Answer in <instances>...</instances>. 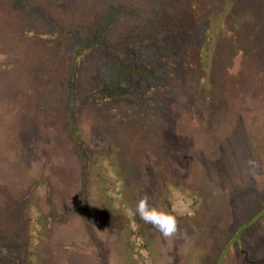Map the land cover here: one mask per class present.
<instances>
[{"label":"rangeland","instance_id":"obj_1","mask_svg":"<svg viewBox=\"0 0 264 264\" xmlns=\"http://www.w3.org/2000/svg\"><path fill=\"white\" fill-rule=\"evenodd\" d=\"M261 6L258 0H0V164L9 166L0 173L8 179L0 191V232L10 228L14 238L0 239V264H189L184 249L201 233L197 264H264ZM117 14L126 28L138 26L115 34ZM187 28L198 48L184 62L179 55L187 48H176ZM160 33L168 39L160 42ZM105 42L125 53L120 84L81 62L67 84L74 96L67 105L61 85L80 58L97 59V45ZM96 99L113 122L93 114ZM74 106L76 122L61 112ZM32 134L39 139L35 156L52 152L45 168L33 172L37 186L27 198L28 173L5 164L3 151L11 144L18 150ZM145 197L175 217L172 236L128 214ZM29 202L38 211L29 213ZM49 208L62 217L45 215ZM37 243V258L28 260Z\"/></svg>","mask_w":264,"mask_h":264},{"label":"trees","instance_id":"obj_2","mask_svg":"<svg viewBox=\"0 0 264 264\" xmlns=\"http://www.w3.org/2000/svg\"><path fill=\"white\" fill-rule=\"evenodd\" d=\"M258 2L261 3L262 6L260 8L264 11V0H258ZM97 3L98 2H96V4ZM117 19L118 20H115V21L113 20L114 23H115L114 24L115 25L114 26L115 30L113 29V32L115 34H116V32H120V31H122L124 29L133 30V29L136 28V26H138L137 25V22L138 21H135L134 25L131 24V22H130V24L132 25V27L128 25L131 28H126L128 23L126 21V18H123V15H121V14H117ZM30 20H34V19H30ZM187 30H188V28L185 29L184 35H183V33H180L181 35L184 36V40L182 38H180L179 40H181V41L179 43H180L181 46L176 48L177 52L178 51H181L182 52L185 48H187V49L184 50V53H180V55H179V58L182 61L184 60V62L186 61V58L188 57L186 53L189 54L191 52L192 54H194V51L196 52L197 51V48H198V44H196L198 41L196 42V40L193 39L192 42H191L189 40L190 37H191L190 35H194V34L191 31H188V33H187ZM173 33L179 34V30H177L176 32L173 31ZM27 34H29L30 36H33V35H31L32 33H31L30 29H28V33ZM39 34H43V33H38L37 35H39ZM188 34H189V36H188ZM168 35L169 34L166 35V34H161L160 33V35L158 36V38L159 37L162 38L160 42H162L163 40H167L168 39ZM173 36H174V38H176L175 35H172V37ZM48 37H50V36L47 35V34H45V38L44 39H47ZM59 37H60V35H58L57 37H54V38L51 37V40L59 39ZM132 37H134V36L132 35L131 38ZM193 37L194 36H192V38ZM117 39L119 40V37L118 36H117ZM117 39H115V40H117ZM196 39H197V37H196ZM37 40L40 43H43V44L45 43L44 41L42 42V39L41 40L40 39H37ZM109 43L105 42V43H103L101 45H97V47L100 49V52H102L101 55H98L97 59L91 60V58L88 56V54H86L84 56L86 58V60H84V57L83 58H80L79 59L80 60L79 63L77 62L76 67H75V74L73 72L72 75L70 76L71 78L68 77L67 79H65L64 84H62L61 86L62 87L65 86L63 88H65V92H66V102H67V105H70L72 103L73 98H74V96L73 97L72 96H69V94L71 95L72 92L71 93H67V84H70V83L73 82L74 75L76 77L78 76V73L81 70V67H80V63L81 62L83 63L84 61H86L90 65L89 67L92 66V71L94 72V74H96V75H100V73L101 74H106L110 78H113L115 80L114 81L115 82L114 84H117V83L120 84V80L119 79H116V77L118 78L119 75H120V72H122V69L120 68V65L124 61L123 55L125 53L124 52H120V49H121L120 47L114 46L111 43L110 44ZM40 45H42V44H40ZM89 47L90 46L86 47V49H88ZM112 48H114L115 52L113 51ZM88 50L90 51V48ZM188 58L190 59L191 57H188ZM206 58L208 59L209 56H207ZM60 60H61L62 63L64 62L65 65L67 66V64H66L67 60L64 61L63 58H60ZM262 61L263 62H260L259 63V67H261V69H262L261 72L264 70V60H262ZM262 75H264V71H263V74ZM263 78H264V76H263ZM66 82H68V83H66ZM88 83L89 82L86 81V84H88ZM96 84H97V82L95 83V86H97ZM89 86H90V83H89ZM59 97L63 98V96L60 95V96L57 97V100L60 99ZM92 99L94 100V98H92ZM60 102L61 101H59L58 103H60ZM87 102L88 101H86V100L81 101V103L83 105H85ZM100 102L101 101H98L97 100L93 104L96 107V108H93L94 109L93 114H95V116H98L101 119V121H104V122L105 121H112L113 122L114 121L113 116L109 115V113L107 112L108 106L106 104H102ZM56 104H57V102H56ZM77 111L78 110H77V108L75 106H74V108L72 107V109H69V110L68 109H61V112L64 113L65 118H67V120H68V118H71V121H73L76 117H78L79 113ZM75 122H76V119H75ZM67 123H69V122L67 121ZM76 125H77V123H76ZM41 126H42V121H38V123L35 126V130L37 129V130L40 131V127ZM71 127H74L75 128V126H71ZM35 133L37 135H39L37 132H35ZM38 140L39 139H37L36 137H34L33 134H32L30 136V138H28V140H26L27 143L25 142L20 147H17L18 150H15V148H14V146L12 144H11L10 150H4L3 149L4 150L3 152L5 153V157L4 158L2 157V158L3 159H6V161L4 162L5 164H8L9 163L11 167H14L15 168V170H17V171L18 170H24L25 172L28 173L29 182H27V187H25V188H27L28 191H24V193H25V195H26L27 198H30L31 193L33 192V190L36 189V186H37L36 185V183H37L36 181L37 180H35V178H33V175H32L33 172L36 171V170L37 171L38 170L39 171H42L45 168L46 164H43V162L46 163V160L45 159L49 158L50 157V153L52 152V151H49V150L48 151H42V154L41 155H38V156L36 155L35 156V153L33 152V150H35V149H33V147H34V145L36 144V142ZM19 151H21V152L23 151V153H20ZM9 159H11V160H9ZM39 163H40V165H39ZM5 167L6 166L1 167V164H0V173L1 174L4 173V171H3L4 169L5 170H8L9 169V166H8V168H5ZM1 168H3V169H1ZM126 172H127V174L130 173L131 176L134 175V173L131 172V171H126ZM4 174L6 175V173H4ZM81 176H82V174H81ZM10 179L12 180V177L11 176H9V181H10ZM17 180L18 179H16V181ZM6 182H8V179H6V181H3L2 179L0 180V191H4L7 188V187L4 188V186L6 185L5 184ZM124 187H126V183H124ZM3 188H4V190H2ZM6 192H7V194L10 193L8 190H6ZM12 194H14V193L12 192ZM29 204H30V202L28 203V206L26 207V209H29V213H31L32 211H38L36 208H34L33 205H30L29 206ZM50 208L48 209V212L47 213L44 212V211H42L40 214L43 215V213H46L45 215L52 216V218H57V215L59 217H62V214L63 213L57 214V211L51 210ZM263 212H264V210H263ZM263 212H261V213L263 214ZM15 218L17 219V217H15ZM24 218H26L25 214H24ZM253 221L254 220H252V222ZM245 227H246V225H245ZM8 229H9V231L5 230V232H3V233L0 232V239L1 240H4V239L12 240V239H14L13 238V232L11 231L10 228H8ZM240 229L241 228H239V230ZM243 229L245 230L246 228H243ZM239 234H240V232H239ZM202 235H203V233H201L200 240L197 238L198 240L196 239V241H194L193 243H191V245H190L191 249H190V247H186L188 252H189V250H191L196 255H199L198 250H197L198 244L201 241V239H202V241H205V240H203L204 235H203V237H202ZM26 237H27L26 243H29V241H30L29 236H26ZM16 240H18V239H16ZM235 240H236V237H235V239L231 238V240H229L230 242H229V247L228 248H230L231 246H233V244L235 243ZM38 244L39 243H37L35 245V247L30 245L29 248H31V250L28 252V260L32 259L33 257H36L37 258L36 250L38 248ZM240 246H241V244H240ZM131 255H132V253L129 252L128 253V257L131 256ZM185 257H186V255H185ZM199 258H200V256H199ZM28 263L30 264L31 261H28ZM36 264H37V262H36Z\"/></svg>","mask_w":264,"mask_h":264},{"label":"clouds","instance_id":"obj_3","mask_svg":"<svg viewBox=\"0 0 264 264\" xmlns=\"http://www.w3.org/2000/svg\"><path fill=\"white\" fill-rule=\"evenodd\" d=\"M127 211L130 216H139L145 223L153 225L165 237L172 236L176 231L175 217L150 206L146 197L141 198L134 208L129 207Z\"/></svg>","mask_w":264,"mask_h":264},{"label":"crops","instance_id":"obj_4","mask_svg":"<svg viewBox=\"0 0 264 264\" xmlns=\"http://www.w3.org/2000/svg\"><path fill=\"white\" fill-rule=\"evenodd\" d=\"M189 247H190V246H189ZM190 249H191V247H190ZM184 252H186V254H184V256L186 255V258L189 257V259L187 258L189 264H197V263H195V262H196V260H198L199 255H196V254L193 253L191 250H189V252H188L187 249H184ZM187 255H188V256H187ZM192 258H193V261L191 262L190 259H192ZM201 259H202V258H201ZM202 260H203V259H202ZM184 262H185V260H184Z\"/></svg>","mask_w":264,"mask_h":264}]
</instances>
